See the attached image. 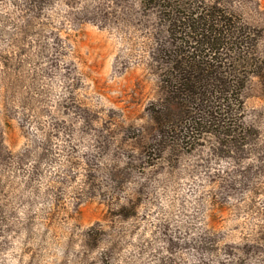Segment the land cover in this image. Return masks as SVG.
Wrapping results in <instances>:
<instances>
[{
    "label": "rangeland",
    "instance_id": "374dc122",
    "mask_svg": "<svg viewBox=\"0 0 264 264\" xmlns=\"http://www.w3.org/2000/svg\"><path fill=\"white\" fill-rule=\"evenodd\" d=\"M0 264H264V0H0Z\"/></svg>",
    "mask_w": 264,
    "mask_h": 264
},
{
    "label": "trees",
    "instance_id": "16d2710c",
    "mask_svg": "<svg viewBox=\"0 0 264 264\" xmlns=\"http://www.w3.org/2000/svg\"><path fill=\"white\" fill-rule=\"evenodd\" d=\"M198 77L199 76H196V77L190 76V78H193L192 81L189 79V83L185 85V91H188L189 93H191L190 95H195V93H200L199 90L204 88L203 85L198 84V82H199V78ZM187 78L188 77H186V79ZM220 86H223V84H221ZM220 92H222V90ZM203 93H204V91L201 93V95Z\"/></svg>",
    "mask_w": 264,
    "mask_h": 264
}]
</instances>
